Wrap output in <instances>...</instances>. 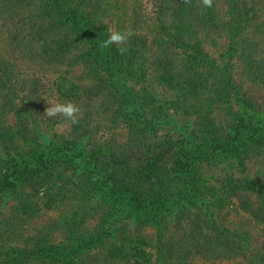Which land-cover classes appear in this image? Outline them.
I'll use <instances>...</instances> for the list:
<instances>
[{
	"label": "trees",
	"instance_id": "16d2710c",
	"mask_svg": "<svg viewBox=\"0 0 264 264\" xmlns=\"http://www.w3.org/2000/svg\"><path fill=\"white\" fill-rule=\"evenodd\" d=\"M70 1L42 0L43 12L68 29L62 38L42 35V48L47 56L66 60L76 44L82 48L81 60L105 68L110 86L96 83L88 88V94L103 97L108 111L126 120L129 140L119 149L106 152L89 149L84 137L67 143L50 139L31 124L36 94L28 92L21 105L15 102L9 94L10 89L15 92L14 69L9 64L0 65L2 106L17 117L15 133L1 128L0 139H21L30 144L31 150L29 154L8 150L0 155V204L3 208L13 205V216L0 221V241L12 243L18 236V224L40 210L32 196L42 191L52 199L48 207L64 200L68 188L73 187L90 204L96 202L106 208L105 212L97 210L101 220L96 230L79 228L81 212L76 213L63 225L69 235L67 245H53L46 237L28 238L25 245L9 244L4 248L0 264H86L94 251L109 245L114 248L108 253L110 264L117 260V264H137L126 252V244H133L138 255L147 242L141 235L130 236L129 226L140 228L164 217L176 221V230L168 237L159 231L158 253L164 264H189L196 255L248 257L252 253L249 234H234L214 219L202 168L205 164L228 162L244 166L248 160L263 157L264 106L244 94L234 82L229 64L219 65L207 55L199 34L211 26L221 27L213 7L203 6L201 0H158L157 28L161 37L157 39L156 65L162 78L177 92L173 105L186 113V121L180 125L163 109L149 114L150 102L155 98L149 94L146 100L147 96L136 87L146 80V73L139 72L143 51L137 44L129 39L123 55L115 45L100 48L108 37L101 14H87ZM259 2L257 11L248 0L226 1L231 46L225 56L231 59L236 53L242 54L252 78L264 81V51L249 48L244 36L255 21L254 34L264 37V20L260 23L264 16L258 14H264V0ZM45 32L51 33V28L46 27ZM182 48L190 52L187 59L176 53ZM204 91L210 93V102L229 107L225 126H219L209 115L196 123L188 118L190 113L202 112L203 102L199 101ZM191 98L195 103H190ZM53 186L59 190L54 191ZM224 186L243 210L264 223L262 180L228 177ZM250 193L259 195L258 204ZM255 261L263 263L259 256Z\"/></svg>",
	"mask_w": 264,
	"mask_h": 264
},
{
	"label": "rangeland",
	"instance_id": "374dc122",
	"mask_svg": "<svg viewBox=\"0 0 264 264\" xmlns=\"http://www.w3.org/2000/svg\"><path fill=\"white\" fill-rule=\"evenodd\" d=\"M226 1L214 0L213 4V11L221 27L211 26L199 36L207 55L219 65L229 64L234 82L244 94L262 107L264 106V81L252 78L242 54L236 53L231 59L225 56L231 46ZM248 1L252 6L256 5L257 11L259 10L260 0ZM70 4L75 8L80 7L87 14L95 15L99 12L101 20L108 28L114 26L117 30L133 33L129 39L143 51L139 72L146 73L145 82L136 84V87L142 90L145 98L147 96L146 100H149V94L155 98L154 102H150L149 114L163 109L174 116L180 125L184 124L185 111L173 105L177 92L162 78V72L156 65L159 45L157 39L161 37L157 28L158 0H71ZM258 14L259 17L264 16L261 11ZM263 20L264 17L260 23H263ZM46 27L51 28V33L45 32ZM253 29H256L255 21L248 26L244 34L248 41L247 46L257 51L259 49L264 51V37L254 34ZM67 30L43 12L42 0H0V65L9 64L15 72L13 77L15 92L10 89V97H14V101L21 105L28 92L36 94L37 107L34 108L35 116L31 124L43 130L52 140L67 143L84 137V143L89 149L106 152L117 150L129 140L126 120L108 111L109 105L103 97L88 94V88L96 83L110 86L105 68L81 60L82 48L81 46L77 48L76 44L72 46L73 50L66 60L51 58L42 48L41 39L44 37L42 35L62 38L68 33ZM141 44H144V47L140 46ZM176 53L181 59H187L190 54L184 48L177 50ZM202 93L204 94L199 101L203 102L202 112L190 113L188 118L196 123L203 116L209 115L219 126H225L229 122V107L223 103L210 102L211 95L208 91ZM52 100L75 102L81 109L79 123L72 125L64 121L63 117H46L45 109L50 107L47 101ZM3 102L4 99L0 98V129L4 128L15 133L17 117L15 113L4 110ZM199 102L197 103L200 106ZM190 103H195V100L191 98ZM75 130L78 133H75ZM163 131L167 129L164 128ZM4 139H0V155L8 150L13 154L31 153L29 143L21 139L13 141ZM202 175L206 181V196L211 203L210 209L213 210L214 219L234 234H249L250 251L254 255L242 257L226 254L216 258L196 255L189 260V264H264V223L257 221L249 212L243 210L240 202L229 192L227 193L224 186L228 177L238 180L254 178L264 182V156L248 160L244 166L234 162L205 164ZM61 184L63 183L60 182L59 185ZM53 189L58 191L59 187L53 186ZM250 195L257 204L260 202L257 193H250ZM32 199L36 201L40 210L30 219L18 224L16 228L18 236L11 240L12 243L7 240L0 241V258L5 254L4 248H7L9 244L22 246L28 238L33 237H46L53 245L65 246L68 244L69 235L63 225L68 223L74 214L81 212L79 228L94 231L101 220L97 210L106 211V208L96 202L90 204L89 200H85L83 194L73 187L68 188L67 197L64 200L60 198L61 200L52 207L47 206L52 199L49 194H45V191L40 192L39 195H33ZM12 211L13 205L3 208L0 204V221L13 216ZM175 223L176 221L172 222L170 217H164L142 225L140 228H137L136 224L130 225L128 234L132 237L141 235L147 242L143 245L144 250L138 255L133 244H126V252L129 253L132 262L164 264L158 253L159 231L162 230L168 237L176 230ZM128 224L132 223L128 222ZM113 249L109 245L94 251L86 264H110L109 260L112 257L108 253ZM258 256L263 259V263L255 261ZM117 263L118 260L115 264ZM34 264L64 263L36 261Z\"/></svg>",
	"mask_w": 264,
	"mask_h": 264
},
{
	"label": "clouds",
	"instance_id": "9594fccd",
	"mask_svg": "<svg viewBox=\"0 0 264 264\" xmlns=\"http://www.w3.org/2000/svg\"><path fill=\"white\" fill-rule=\"evenodd\" d=\"M188 0H184L187 3ZM203 6L207 8L213 7L214 0H201ZM108 37L103 40L99 47L109 48L113 45L117 47L118 52L123 55L127 48L124 47L129 41V38L133 35L131 31H120L114 26L107 29ZM50 107L45 109V116L49 118L63 117V120L70 122V124L75 125L79 123V117L81 115L80 107L72 101L60 102V101H47Z\"/></svg>",
	"mask_w": 264,
	"mask_h": 264
}]
</instances>
